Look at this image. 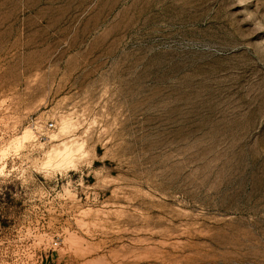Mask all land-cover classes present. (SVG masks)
I'll return each instance as SVG.
<instances>
[{
  "label": "rangeland",
  "instance_id": "rangeland-1",
  "mask_svg": "<svg viewBox=\"0 0 264 264\" xmlns=\"http://www.w3.org/2000/svg\"><path fill=\"white\" fill-rule=\"evenodd\" d=\"M0 264H264V0H0Z\"/></svg>",
  "mask_w": 264,
  "mask_h": 264
},
{
  "label": "built area",
  "instance_id": "built-area-1",
  "mask_svg": "<svg viewBox=\"0 0 264 264\" xmlns=\"http://www.w3.org/2000/svg\"><path fill=\"white\" fill-rule=\"evenodd\" d=\"M51 126H52V123H49V124H48V127H51Z\"/></svg>",
  "mask_w": 264,
  "mask_h": 264
}]
</instances>
